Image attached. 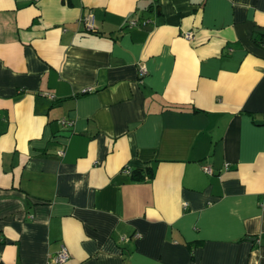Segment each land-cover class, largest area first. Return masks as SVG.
Wrapping results in <instances>:
<instances>
[{
  "label": "crops",
  "instance_id": "obj_1",
  "mask_svg": "<svg viewBox=\"0 0 264 264\" xmlns=\"http://www.w3.org/2000/svg\"><path fill=\"white\" fill-rule=\"evenodd\" d=\"M262 202L264 0H0V264H264Z\"/></svg>",
  "mask_w": 264,
  "mask_h": 264
},
{
  "label": "built area",
  "instance_id": "obj_2",
  "mask_svg": "<svg viewBox=\"0 0 264 264\" xmlns=\"http://www.w3.org/2000/svg\"><path fill=\"white\" fill-rule=\"evenodd\" d=\"M84 22H85V24H86V26L88 28H91L92 27V20L89 17L85 18ZM148 22H149L148 20H141V21H139V20H136L135 19V20H131L129 22V26L130 27H136L138 25L145 26ZM183 37H184L185 40H192L193 39V33L186 32V33H184ZM145 74H146V69H145L144 66H141L139 68V77H143ZM61 123L64 126H66V127H71L73 125V122L71 120H62ZM58 154L60 156H62L63 155V152L60 151V152H58ZM203 170L206 173H208V174L211 173V171L208 169V167H204ZM123 171H124V173H126L128 175L131 174V168L129 166H125L123 168ZM260 206L262 208H264V202H262ZM69 259H70L69 251H68V249L64 245H62L60 247V249L57 251V253L54 255V257H52L50 259V261L48 262V264H64Z\"/></svg>",
  "mask_w": 264,
  "mask_h": 264
},
{
  "label": "trees",
  "instance_id": "obj_3",
  "mask_svg": "<svg viewBox=\"0 0 264 264\" xmlns=\"http://www.w3.org/2000/svg\"><path fill=\"white\" fill-rule=\"evenodd\" d=\"M131 178L136 181H142L145 178H152L153 173L151 168H145L143 171H134L131 172Z\"/></svg>",
  "mask_w": 264,
  "mask_h": 264
}]
</instances>
